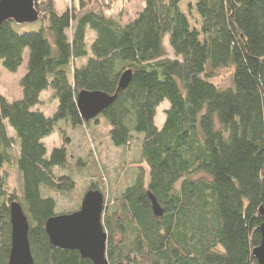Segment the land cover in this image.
Masks as SVG:
<instances>
[{"label":"trees","instance_id":"obj_1","mask_svg":"<svg viewBox=\"0 0 264 264\" xmlns=\"http://www.w3.org/2000/svg\"><path fill=\"white\" fill-rule=\"evenodd\" d=\"M137 1L141 8L125 19L128 11L117 18L106 13L127 0H77L62 13L56 0H33L37 30L0 26V67L15 73L27 53L21 98L0 96V264L9 258L13 202L26 215L34 264H92L49 242L47 220L76 212L83 196L76 210L57 214L56 201L43 190L72 192L75 183L71 175L56 176L68 169L66 146L47 156L42 140L58 122L86 128L98 125L99 116L112 146L139 145L129 183L106 198L98 175L85 191L103 195L109 264H256L252 252L264 223V0H193L199 31L180 10L187 0ZM165 34L173 59L164 56ZM227 68L231 86L220 88L213 78ZM128 70L127 87L84 121L77 94L113 96ZM48 90L57 101L51 117L38 109ZM165 101L157 128L156 110ZM11 163L18 191L4 169Z\"/></svg>","mask_w":264,"mask_h":264},{"label":"rangeland","instance_id":"obj_2","mask_svg":"<svg viewBox=\"0 0 264 264\" xmlns=\"http://www.w3.org/2000/svg\"><path fill=\"white\" fill-rule=\"evenodd\" d=\"M128 3V4H127ZM125 6H119L116 3L114 9L106 15H117L121 12L128 11L123 17L127 19L132 17L137 10L141 8V4L137 0H127ZM77 0H56V11L62 13L65 9L74 8ZM194 1L187 0L180 4V10L188 20L189 26L197 31L200 30V19L194 9ZM37 30L36 25H23L17 27L18 32H30ZM92 35L88 34V38ZM162 48L165 58L173 59L172 51L169 44V34H165L162 39ZM27 53L24 55L23 63L15 73H8L0 67V96L8 100H17L22 96L19 80L26 72ZM231 69H220L213 78V82L220 88L231 86ZM41 104L38 109L45 116L51 117L57 108V101L52 98L51 91L43 92L40 96ZM168 108V103L163 102L156 110L154 124L157 128H161L164 120V110ZM98 125L90 124L86 128L77 127L70 128L67 122H58L53 132L45 137L42 142L46 148L47 156L50 155L52 149L66 146L68 169L58 171L56 176L71 175L74 179V189L72 192L58 193L56 191L43 190L44 195L51 196L57 204V214L61 212L69 213L76 210L80 199L86 191L89 179L99 180L104 184L106 198L111 193H116L122 186L130 182L132 170L131 160L138 151V143L135 140L132 146L127 148H116L111 145L109 140V126L105 123L103 117H98ZM8 135L15 137L14 132L7 126ZM141 139V135H134V138ZM69 138V143L65 141ZM137 155V154H136ZM4 169L9 170L8 183L10 188L20 190V178L13 163L5 165ZM129 169V170H128ZM110 193V194H109ZM106 203V202H105Z\"/></svg>","mask_w":264,"mask_h":264},{"label":"water","instance_id":"obj_3","mask_svg":"<svg viewBox=\"0 0 264 264\" xmlns=\"http://www.w3.org/2000/svg\"><path fill=\"white\" fill-rule=\"evenodd\" d=\"M38 20V13L33 0H0V26L5 22L16 25L33 24ZM131 79V71L122 73L115 95L101 92L81 91L76 97V107L81 118L88 122L110 106L118 91L127 87ZM153 213L162 215L155 198L148 194ZM104 208L103 195L99 191H87L76 212L56 215L48 219L45 232L50 244L61 250L77 251L82 259L92 264H109L106 259V240L102 225ZM264 220V208L259 210ZM11 224V248L7 264H34L28 241L29 224L21 206L13 202L9 207ZM261 236L260 245L252 252L256 264H264V223L258 229Z\"/></svg>","mask_w":264,"mask_h":264}]
</instances>
